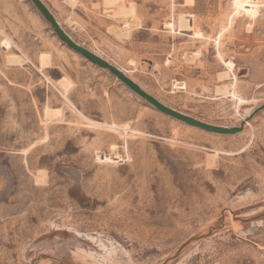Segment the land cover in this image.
<instances>
[{
	"label": "rangeland",
	"instance_id": "374dc122",
	"mask_svg": "<svg viewBox=\"0 0 264 264\" xmlns=\"http://www.w3.org/2000/svg\"><path fill=\"white\" fill-rule=\"evenodd\" d=\"M41 1L164 105L244 127L158 111L31 0H0V264H264V0L254 18L233 0Z\"/></svg>",
	"mask_w": 264,
	"mask_h": 264
},
{
	"label": "water",
	"instance_id": "95a60500",
	"mask_svg": "<svg viewBox=\"0 0 264 264\" xmlns=\"http://www.w3.org/2000/svg\"><path fill=\"white\" fill-rule=\"evenodd\" d=\"M32 3L36 6L42 16L46 19V21L51 25L54 32L57 36L71 49L76 51L77 53L83 55L85 58L90 60L91 62L97 64L98 66L108 69L113 75H115L118 79H120L124 84H126L134 93L138 96L145 99L150 105H152L158 111L171 116L181 122H184L188 125L200 128L207 132L216 133V134H235L239 133L243 130L244 123H241L238 126L234 127H226V126H217L212 125L191 116H188L184 113H181L175 109H172L160 101H158L155 97L150 95L148 92L143 90L137 83H135L130 77H128L123 71H121L118 67L113 65L112 63L108 62L107 60L101 58L100 56L96 55L92 51L88 50L87 48L83 47L82 45L75 42L59 25L56 21L53 14L50 10L46 7V5L41 0H31ZM264 109V104L258 107L253 111V113L249 116L257 112L258 110Z\"/></svg>",
	"mask_w": 264,
	"mask_h": 264
},
{
	"label": "bare ground",
	"instance_id": "6f19581e",
	"mask_svg": "<svg viewBox=\"0 0 264 264\" xmlns=\"http://www.w3.org/2000/svg\"><path fill=\"white\" fill-rule=\"evenodd\" d=\"M233 5H234L237 13L243 12V13L247 14L251 18H254L257 15V13H258V7H259L258 0H233ZM169 25H172V24L169 23ZM179 26L181 28H185V29H192L193 28V24L190 21H188V18H186L185 16H180L179 17ZM193 34L196 37L200 35V33L196 32V31ZM8 47H9L8 42L7 43L5 42L4 48H8ZM228 65L230 67H232V63H228ZM217 91L225 92L223 88L221 89L219 87H218ZM45 111H46L45 113L48 114L47 116H49V113L55 112V111L50 112L51 109L50 110L46 109ZM112 158L113 157H108V156L104 157V159L106 161H112L113 160ZM114 158L116 159L118 157L115 156Z\"/></svg>",
	"mask_w": 264,
	"mask_h": 264
}]
</instances>
